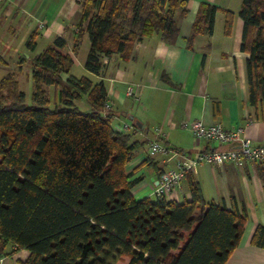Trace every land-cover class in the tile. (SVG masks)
Listing matches in <instances>:
<instances>
[{
    "label": "trees",
    "instance_id": "1",
    "mask_svg": "<svg viewBox=\"0 0 264 264\" xmlns=\"http://www.w3.org/2000/svg\"><path fill=\"white\" fill-rule=\"evenodd\" d=\"M79 20L73 51L86 32L90 47L84 62L98 74L103 58L132 56L143 37L178 34L177 16L187 0H78ZM218 7L200 2L192 35L211 33ZM225 31L233 12L224 10ZM240 49L248 53L249 101L264 103V0H242ZM36 33L25 41L36 47ZM56 36L29 58L34 89L25 100L16 74L0 78V254L8 243L29 251L16 264H224L243 232L247 213L205 201L201 186L187 170L190 200L135 199L124 166L135 143L113 128L105 112L108 94L102 81L68 75L74 59ZM0 63L5 60L0 56ZM60 106H49L45 86ZM85 96L87 110L74 104ZM261 163V162H260ZM264 164V163H263ZM162 171V170H161ZM160 171V172H161ZM252 244L264 248V225Z\"/></svg>",
    "mask_w": 264,
    "mask_h": 264
},
{
    "label": "crops",
    "instance_id": "2",
    "mask_svg": "<svg viewBox=\"0 0 264 264\" xmlns=\"http://www.w3.org/2000/svg\"><path fill=\"white\" fill-rule=\"evenodd\" d=\"M241 1L187 0L186 15L177 16L178 34L174 39L167 40L156 32L145 36L129 59L123 60L117 54L104 57L103 68L95 74L84 67L90 47L86 32L76 50L72 49L80 15L78 0H0V42H3L0 56L5 60L0 66L5 74L15 72L17 80L31 79L29 58L56 36L63 37L64 50L72 55L74 63L69 73L61 74L62 82L70 74L103 82L108 94L105 112L111 114L113 128L128 124L126 132L130 133V142L135 143L132 156L124 166L128 180L133 182L131 194L135 199L155 198L153 189L160 171L175 166L177 158L172 153L150 152L147 142L151 139L191 155L204 149L240 145L238 141L224 143L197 138L190 124L200 119L205 123L220 122L227 129L241 127L240 136L255 145H264V103L255 106L249 101L245 64L248 53L240 49ZM200 2L218 7L213 30L192 35ZM224 10L233 12L228 32L224 27ZM39 21L44 22L42 27L38 26ZM32 32L36 33V47L28 50L25 41ZM60 87L55 86V92ZM128 90L133 91L132 96L127 94ZM81 99H75L74 104L87 110L89 104L85 101L84 107L78 104ZM184 122L188 123L187 127L183 126ZM189 170L199 182L205 201L246 210L239 242L224 264H264V248L251 242L256 226L264 225V164L250 160L242 164L225 161L222 165L201 162ZM164 198L190 200L186 180L183 178L180 188ZM1 254L3 264H16L29 251L8 243Z\"/></svg>",
    "mask_w": 264,
    "mask_h": 264
},
{
    "label": "built area",
    "instance_id": "3",
    "mask_svg": "<svg viewBox=\"0 0 264 264\" xmlns=\"http://www.w3.org/2000/svg\"><path fill=\"white\" fill-rule=\"evenodd\" d=\"M43 25L44 22L39 21L38 26L42 27ZM127 94L132 96L133 91L128 90ZM183 126L187 127L188 123L184 122ZM128 127V124H123L115 129L126 131ZM190 129L197 138L224 143L238 141L240 145L228 149H204L191 155L185 150L172 149L158 139L149 140L147 148L150 152L172 153L177 158L175 166H168L159 173L158 183L153 189L155 198H164L173 190H178L185 172L201 162L222 165L225 161L242 164L245 160H250L264 163V145H255L245 136H240L241 127L227 129L220 122L205 123L200 119H195L191 122ZM3 260L4 257L0 254V264H3Z\"/></svg>",
    "mask_w": 264,
    "mask_h": 264
},
{
    "label": "rangeland",
    "instance_id": "4",
    "mask_svg": "<svg viewBox=\"0 0 264 264\" xmlns=\"http://www.w3.org/2000/svg\"><path fill=\"white\" fill-rule=\"evenodd\" d=\"M3 49V42H0V51H2ZM77 69V66L74 67V70ZM9 70V69H8ZM12 70V69H11ZM5 74V69L3 68V66H0V78ZM19 85H20V88L21 90L24 91L25 93V100L27 103H30L31 102V93L33 91V82L31 79L29 78H24V79H20L19 77ZM45 88L47 89V92H48V95H49V99H50V103H49V106L51 108H53L54 106H60L61 104L59 103V101L57 100L56 98V92H55V86L54 85H49V86H45ZM88 105V102L85 100V97L83 95L81 101L78 100V104L81 106V107H84V105H86L85 103ZM126 261V257L124 258H120V259H115L114 261H112L111 264H123L124 262Z\"/></svg>",
    "mask_w": 264,
    "mask_h": 264
}]
</instances>
